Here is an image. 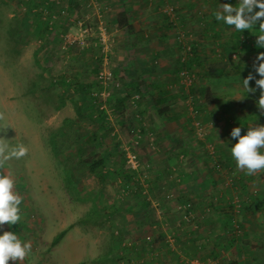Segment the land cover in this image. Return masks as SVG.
I'll use <instances>...</instances> for the list:
<instances>
[{
    "label": "rangeland",
    "instance_id": "rangeland-1",
    "mask_svg": "<svg viewBox=\"0 0 264 264\" xmlns=\"http://www.w3.org/2000/svg\"><path fill=\"white\" fill-rule=\"evenodd\" d=\"M225 3L238 1L0 0V126L7 129L0 139L28 148L27 156L7 161L3 169L15 179L23 201L20 222L4 225L0 234L12 231L31 242L32 251L21 264H264V198H259L264 173L250 176L237 169L231 155L237 141L230 136L234 127H241L243 135L249 126L264 124L253 116L260 91L247 94L241 80L215 83L204 77L224 44L257 39L256 33L229 36L227 25L214 15ZM124 9L133 22L131 34L116 24L117 12ZM44 12L56 15V30L69 28V18L85 19L92 29L101 24L111 43L106 53L113 73L110 96L100 98L98 110L80 124L65 121L77 117L71 101L77 89L68 80L73 75L91 79L95 96L105 54L94 46L98 38L93 33L85 47L57 42L45 29ZM199 42L201 60L192 65L193 80L185 85L176 69L183 45ZM236 49L227 48L225 58L231 54L233 64L240 58L252 66L257 53L245 49L239 57ZM144 68L141 92L123 97V85L114 77H138ZM152 79L174 94L175 119H159L149 96L142 94ZM192 86L211 88L213 101L204 107L199 95L194 103ZM142 104L147 107L140 112ZM101 112L106 117L100 118ZM123 113L129 117L126 125L119 124ZM141 121L138 156L149 170L145 193L122 150ZM109 150L106 164L94 172L78 158ZM240 173L247 180L245 193L238 184ZM126 183L130 188L124 194ZM246 197L260 199L262 209L243 219L239 210ZM184 202L191 203L189 221L180 208ZM221 209L231 211L230 222Z\"/></svg>",
    "mask_w": 264,
    "mask_h": 264
},
{
    "label": "clouds",
    "instance_id": "clouds-1",
    "mask_svg": "<svg viewBox=\"0 0 264 264\" xmlns=\"http://www.w3.org/2000/svg\"><path fill=\"white\" fill-rule=\"evenodd\" d=\"M214 15L217 21L234 26L238 33L243 30L253 32L254 26L258 25V32H253L258 34L255 46L264 47V0H238L236 5L225 3ZM251 67L252 70L243 78V89L247 94L260 91L257 107L259 114L264 116V52L257 54ZM253 81L255 86H252ZM3 119L4 116L0 113V120ZM5 126H0V132L6 133ZM230 136L237 141L231 146V155L237 169L250 176L264 173V152L261 151L264 149V124L249 126L243 135L241 127H234ZM27 155L28 148L25 145L10 147L0 139V228L6 224L16 225L22 218L20 205L23 197L15 191L16 181L13 176L3 172L5 163L12 159L20 160ZM31 251V242L22 241L15 232L3 231L0 234V264H21Z\"/></svg>",
    "mask_w": 264,
    "mask_h": 264
},
{
    "label": "trees",
    "instance_id": "trees-1",
    "mask_svg": "<svg viewBox=\"0 0 264 264\" xmlns=\"http://www.w3.org/2000/svg\"><path fill=\"white\" fill-rule=\"evenodd\" d=\"M116 24L119 28L125 29V31L128 34H131L134 32V26L130 21L128 11L125 9L117 12ZM45 26H46L45 28L46 31H48L51 34H54V31H56V29L49 30L46 23H45ZM234 34H237V33L234 32ZM244 41H246V38L238 40V42L236 43L234 42V43L224 44V46L221 47L222 51L219 54L220 56L216 57L211 63L206 65L204 77L210 80L211 82H215V83L220 82V81H227V80L229 81L241 80L243 75L240 73V71L237 70L238 65H239L238 58L234 56L236 59H234V61L232 60L234 62L233 64L230 61L231 60L230 57H232V55L230 54L229 59L225 58V52L227 48L236 49L239 42L242 43ZM144 43L147 45H150L152 44V40L149 38H145ZM190 46H191V50L188 54H186L184 63L180 61L176 67L177 71H179L180 78H181L180 71L182 69L185 68L189 71H192L191 69H192V65L194 64V62L201 60V54H200L201 43L200 42L192 43L190 44ZM68 47L70 46L67 45V48ZM72 48H78V47L74 46ZM235 51H238V48ZM183 53H184V47H183ZM180 57L182 58L183 56H180ZM147 71L148 69L146 70L144 68L142 70V75L138 77L137 76H123V75H121L120 77H114L116 80H119L123 85V89H122L123 92L121 93V95L123 97H127L134 91L141 92V87L145 85V80L143 79V77ZM51 78L53 79L54 82H58L57 77L54 74L53 75L51 74ZM68 82L70 85L74 86L77 89V92H76L77 96L71 98V101L73 102V105L77 113V117L67 118L65 121L70 125H76V124H80L83 120L86 121L87 119H89L91 114L94 115V112L98 110L99 108L100 96H91V89L93 88L91 79L88 80V78H86V80H83L79 75L78 76L73 75L72 80L69 79ZM150 83H151L150 90L147 91L144 89L142 94L146 93V95L149 96L151 100V105L154 108L156 115L159 117V119L173 120L176 117H178V115L172 111V104L170 102L172 98L174 97V94L171 93L169 89L164 87L163 84L155 82L154 79H152ZM95 86L98 87V83H95ZM190 92L195 96L194 103L196 102V99L200 100L199 95H203L204 102H202V105L204 107L213 101V92H212V89L209 88L208 86H205V87L201 86L198 88L192 86ZM197 93H200V94H197ZM258 99L259 97L257 98V101ZM99 115H100V118L106 117V114L102 112L99 113L98 116ZM253 116L257 118L256 120L264 119V116H261L259 114L258 107L254 111ZM128 121H129V117H127L124 113L121 114V118L119 119V124L126 125ZM77 134L80 136V131L77 132ZM108 152H110V150L102 154H97V152H92L90 157L85 158L79 155L78 158L87 167V169L90 172H94L95 170L103 167L106 164V161H107L106 154H108ZM224 159H226V161H228L230 165L233 163L232 160H230L231 158L229 159L227 157ZM142 170L147 171L149 174V170H147V168L143 167L141 164V171ZM130 173L134 177V172L132 170H130ZM136 184L139 185L140 183L137 182ZM238 184H240L239 187L241 191L245 193L246 186H247V180L245 179V177H243V174H240ZM129 185L130 184L126 183L127 187H129ZM250 199L248 197V200H247V197H246L245 199L242 200V203L240 204L239 213H240V217L243 219H247L249 216L258 212L259 209L260 210L262 209L260 206L261 204L260 199H257V198L255 199L254 197ZM147 203L148 202H145V204ZM229 207L232 209L231 205ZM221 210L224 212V209H221ZM224 213H225L224 217L227 219L228 222H230V220L232 219L231 211L228 212L226 210ZM61 235H63V231L59 232L56 235L55 240L61 237ZM109 253H110V250H107L104 254L109 255ZM231 264H237V263L233 261Z\"/></svg>",
    "mask_w": 264,
    "mask_h": 264
},
{
    "label": "built area",
    "instance_id": "built-area-1",
    "mask_svg": "<svg viewBox=\"0 0 264 264\" xmlns=\"http://www.w3.org/2000/svg\"><path fill=\"white\" fill-rule=\"evenodd\" d=\"M53 1V0H50ZM58 2V0H55ZM43 22L47 24L49 30H54V21L56 19V15L53 12L45 13L42 15ZM88 19V18H87ZM68 27L65 30H56L54 31V38L57 42L61 43L63 46L75 44L79 47H85L89 45V36L92 33L95 35V38L98 40L94 43V46H99L100 50L105 54V57L102 60V67L99 70L97 76V82L99 84L100 90L95 92V96H100L104 100V98H108L110 96L109 85L113 79V73L110 70L109 66H107L106 53L111 46V43L108 40L107 33L104 27L99 24L93 29L88 24L87 20L82 18L76 19H68ZM73 29L74 31H72ZM67 47V46H66ZM184 47V56L181 58V61H185L186 54H188L191 50L190 44L183 45ZM181 82L185 85L191 84L194 74L187 70L182 69L180 71ZM105 105L102 104L100 108H103ZM138 116V115H137ZM199 125V122H196V126ZM145 127V123L141 121L137 125L133 126L130 130V140L127 143L122 144V150L125 154V160L128 168L134 172V179L140 183L142 192L145 193L148 189V172L141 171V160L138 156V150L141 141L143 140V128ZM149 142L151 147H153V137L150 135ZM122 192L128 193L129 187L122 188ZM182 211L184 212V219L189 221L194 217L191 209L190 202H184L180 205Z\"/></svg>",
    "mask_w": 264,
    "mask_h": 264
},
{
    "label": "crops",
    "instance_id": "crops-1",
    "mask_svg": "<svg viewBox=\"0 0 264 264\" xmlns=\"http://www.w3.org/2000/svg\"><path fill=\"white\" fill-rule=\"evenodd\" d=\"M196 2H197V0H195ZM238 1V0H237ZM190 3V2H189ZM183 5V4H182ZM184 5H187V4H184ZM190 5V4H189ZM191 6V5H190ZM189 6V7H190ZM133 23V22H132ZM227 27H228V33H229V36L232 34V33H234V32H236L237 33V35H239L240 33H238L235 29H234V26H228L227 25ZM252 31L253 32H258V25L257 26H254V28L252 29ZM253 32H251V31H249V30H243L241 33H247V34H249L250 36L253 34ZM249 38H253V37H249ZM248 39H246V41H244V42H239V44H238V50H239V57H241V51H244L245 49H247V50H251V51H254V52H256L257 54L259 53V52H264V47H256L255 46V43L254 44H252L250 41H247ZM252 42H254V40L252 41ZM244 54H245V52H244ZM257 54H255L256 56H257ZM255 56V57H256ZM239 61H238V63H239V65H238V68H237V70L238 71H240V73L243 75V72H245V71H251L252 70V68H250L251 67V65H249L250 63L248 62L247 63V61L245 62L244 61V59H241L240 60V58L238 59ZM252 63H253V61H252ZM124 75H126V74H124ZM245 76H243L242 77V79H241V81H243V78H245L247 75L246 74H244ZM216 91H218L217 90V88H216ZM224 92H226V91H224ZM217 95H219L220 93H219V91H218V93H216ZM255 110H256V108H257V103H255ZM147 106H146V104H142V105H139V107H138V110L141 112V111H144L145 110V108H146ZM254 110V111H255ZM172 111H173V107H172ZM166 120V119H165ZM168 121H170V120H168ZM203 166H197V168H199V169H201ZM206 167V166H205ZM207 170H208V168H207ZM243 172V171H242ZM241 174V173H240ZM244 175H246L245 174V172H244ZM260 182H262V181H260ZM205 186V185H204ZM203 187V186H202ZM247 187H248V185H247ZM191 189V188H190ZM212 189H214L215 191L218 189V188H216V186H212ZM195 190V189H194ZM256 190V189H255ZM263 190H264V188H263ZM262 191V189H260L259 190V193ZM259 193H256V191L254 192V195H256L257 197H258V195H260ZM259 198H264V192H263V196L262 197H259ZM261 206H264V202H262V204H261Z\"/></svg>",
    "mask_w": 264,
    "mask_h": 264
}]
</instances>
